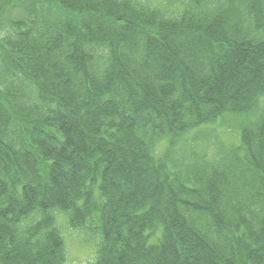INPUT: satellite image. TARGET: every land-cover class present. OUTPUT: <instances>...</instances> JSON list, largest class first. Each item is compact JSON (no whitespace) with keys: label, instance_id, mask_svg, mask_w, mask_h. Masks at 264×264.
<instances>
[{"label":"trees","instance_id":"obj_1","mask_svg":"<svg viewBox=\"0 0 264 264\" xmlns=\"http://www.w3.org/2000/svg\"><path fill=\"white\" fill-rule=\"evenodd\" d=\"M262 98L264 0H0V264H66L58 212L93 264H264ZM226 112L242 146L177 154Z\"/></svg>","mask_w":264,"mask_h":264},{"label":"rangeland","instance_id":"obj_2","mask_svg":"<svg viewBox=\"0 0 264 264\" xmlns=\"http://www.w3.org/2000/svg\"><path fill=\"white\" fill-rule=\"evenodd\" d=\"M146 4L163 5L168 10L178 11L183 0H140ZM153 6V5H152ZM248 120L244 114L227 112L219 117L216 122L206 124L200 127L202 137H199L196 151L202 152V149L208 148V152L220 154L231 152L239 146L241 124ZM185 136L187 140L191 139L195 133ZM205 139V140H204ZM185 140V139H184ZM191 141V140H190ZM193 141V140H192ZM204 141V142H203ZM189 142V141H187ZM165 146L158 147L159 152H163ZM67 218L58 214L57 223L65 238L66 247L68 246L67 264H88L96 255L97 246L100 242L99 235H93L90 231H78L71 229L67 224Z\"/></svg>","mask_w":264,"mask_h":264},{"label":"bare ground","instance_id":"obj_3","mask_svg":"<svg viewBox=\"0 0 264 264\" xmlns=\"http://www.w3.org/2000/svg\"><path fill=\"white\" fill-rule=\"evenodd\" d=\"M117 68L122 69V68H123V65L118 64V65H117ZM133 70H134L135 72H137V73H140V69H139L138 66H137V67H134ZM120 79H121V78H120ZM169 167H170L171 169L175 170V168H174L172 165H171V166L169 165ZM56 220H57V219H56ZM67 222L69 223V220H68ZM215 223H216V225L219 224V221H218L217 218H215ZM88 230L90 231L89 233H93V235H94V233H95V235H99V234H101V233H100V230H98L96 224H93L92 226L88 227V228H87V232H88ZM63 252H64V255L66 256V264H67V263H68V262H67L68 246L66 247V243H65V245H64ZM95 261H96V257H94V258H93L88 264H93Z\"/></svg>","mask_w":264,"mask_h":264}]
</instances>
